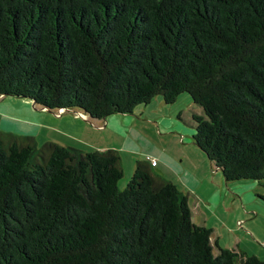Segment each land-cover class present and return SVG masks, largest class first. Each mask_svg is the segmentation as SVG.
Instances as JSON below:
<instances>
[{
  "label": "trees",
  "instance_id": "trees-1",
  "mask_svg": "<svg viewBox=\"0 0 264 264\" xmlns=\"http://www.w3.org/2000/svg\"><path fill=\"white\" fill-rule=\"evenodd\" d=\"M190 94L193 142L264 186V0H0V96L91 119ZM118 150L0 130V264H264Z\"/></svg>",
  "mask_w": 264,
  "mask_h": 264
},
{
  "label": "rangeland",
  "instance_id": "rangeland-1",
  "mask_svg": "<svg viewBox=\"0 0 264 264\" xmlns=\"http://www.w3.org/2000/svg\"><path fill=\"white\" fill-rule=\"evenodd\" d=\"M193 112L202 108L187 92L172 103L157 95L134 113L112 115L117 118L102 125L82 115L76 119L53 112L37 115L0 104V130L32 136L40 145L54 141L85 150L116 149L124 168L120 188L128 184L136 161L153 152L163 174L189 193L190 207L213 228L212 238L222 246L264 258V186L251 179H225L193 142L192 133L186 132ZM199 219L194 215L195 221Z\"/></svg>",
  "mask_w": 264,
  "mask_h": 264
},
{
  "label": "crops",
  "instance_id": "crops-1",
  "mask_svg": "<svg viewBox=\"0 0 264 264\" xmlns=\"http://www.w3.org/2000/svg\"><path fill=\"white\" fill-rule=\"evenodd\" d=\"M22 100V101H21ZM33 103L32 101L28 100V99H16L14 97H6V96H0V104H4L8 107H15L16 109L18 108H23V109H26L27 113H33V114H42L44 112H53V113H60L61 114V117H73L74 119L76 118H80V116H85L86 118H88L91 122H94V123H97L99 125H102V124H107L113 120H115V118H117L116 116L115 117H112V115H127L130 114V113H116V114H112V115H109L107 116L106 118H102V119H91L90 117H88V115H86L85 113H83L82 111H78V110H72V109H69V110H61L59 112L57 111H53V110H49V109H46V108H43V107H38L36 106L34 103H33V106L31 105V103ZM30 110V111H29ZM135 111V110H134ZM133 111V113H134ZM132 113V112H131ZM69 114V115H68ZM191 119L192 117L186 121L187 125L190 126V128H188L186 130L187 133H192L193 135V128L191 126ZM15 133V132H14ZM16 134H20V135H24V134H21V133H16ZM191 135V136H192ZM59 143V142H58ZM64 145H67V144H64ZM71 146V145H70ZM98 149H107V148H98ZM85 150V149H83ZM201 151V150H200ZM202 152V151H201ZM203 153V152H202ZM204 154V153H203ZM159 156V155H158ZM139 160H147L149 163L152 164V168L153 170L161 177H164L166 179H170L168 178L167 176H165V174H163L162 172V169L161 167L159 166L160 165V160L159 158H157V156L153 153V152H148L144 157L142 158H139ZM138 161V160H137ZM136 161V162H137ZM155 161V162H153ZM122 163H123V160H122ZM135 166H136V163H135ZM159 166V167H158ZM135 170V168H134ZM171 180V179H170ZM181 189V188H180ZM182 190V189H181ZM183 191V190H182ZM184 192V191H183ZM188 194V197H189V193H186ZM191 208V207H190ZM191 211H192V219L194 222L198 223V224H205L206 225V221L205 219L202 217L201 219H199V212L198 210L196 209V212L194 210H192L191 208ZM194 215L195 217H197V219H199V221H195L194 220ZM209 226V225H207ZM210 227V226H209ZM212 228V227H211ZM213 229V228H212ZM214 231V230H213ZM215 235L214 232H212V236ZM211 236V238H212ZM212 240H217L216 238H212Z\"/></svg>",
  "mask_w": 264,
  "mask_h": 264
},
{
  "label": "built area",
  "instance_id": "built-area-1",
  "mask_svg": "<svg viewBox=\"0 0 264 264\" xmlns=\"http://www.w3.org/2000/svg\"><path fill=\"white\" fill-rule=\"evenodd\" d=\"M153 162H155V161H153Z\"/></svg>",
  "mask_w": 264,
  "mask_h": 264
}]
</instances>
